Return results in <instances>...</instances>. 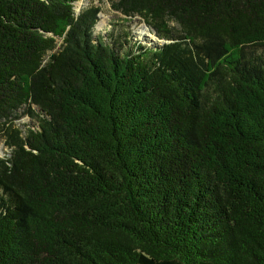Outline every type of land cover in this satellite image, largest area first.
I'll list each match as a JSON object with an SVG mask.
<instances>
[{"label": "trees", "instance_id": "trees-1", "mask_svg": "<svg viewBox=\"0 0 264 264\" xmlns=\"http://www.w3.org/2000/svg\"><path fill=\"white\" fill-rule=\"evenodd\" d=\"M107 1L0 0V264H264V0Z\"/></svg>", "mask_w": 264, "mask_h": 264}, {"label": "rangeland", "instance_id": "rangeland-1", "mask_svg": "<svg viewBox=\"0 0 264 264\" xmlns=\"http://www.w3.org/2000/svg\"><path fill=\"white\" fill-rule=\"evenodd\" d=\"M89 7L98 8L97 23L93 29V35L102 37L105 42L117 34L125 33L131 46L153 48L163 43L158 39L152 29H150L138 17H125L119 12L112 9L107 0H73V8L76 15L82 10ZM111 34V35H110ZM61 44V39H57V47ZM33 120L25 116L18 121V126L24 129L25 126H34ZM9 150L5 147L4 141L0 135V158L8 156Z\"/></svg>", "mask_w": 264, "mask_h": 264}]
</instances>
